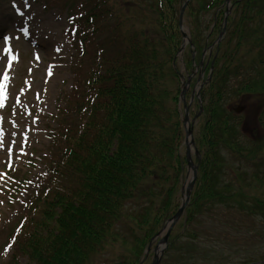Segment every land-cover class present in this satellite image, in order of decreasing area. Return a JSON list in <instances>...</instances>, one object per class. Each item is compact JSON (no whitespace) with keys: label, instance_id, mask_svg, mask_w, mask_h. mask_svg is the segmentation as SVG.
Returning <instances> with one entry per match:
<instances>
[{"label":"trees","instance_id":"trees-1","mask_svg":"<svg viewBox=\"0 0 264 264\" xmlns=\"http://www.w3.org/2000/svg\"><path fill=\"white\" fill-rule=\"evenodd\" d=\"M137 1H62L80 40L94 33L95 45L61 109L25 228L10 236L14 254L29 264H151L146 249L180 205L187 167L174 64L184 0ZM224 1L189 2L198 49L208 21L216 35L223 29ZM231 1L226 33L208 63L214 70L202 90L199 178L181 226L220 208L249 222L251 233L264 228V0ZM209 13L218 16L208 20ZM224 227L223 242L213 244L199 239L206 233L198 227L182 235L172 229L161 264H264L263 246L250 251L248 239H231Z\"/></svg>","mask_w":264,"mask_h":264},{"label":"rangeland","instance_id":"rangeland-1","mask_svg":"<svg viewBox=\"0 0 264 264\" xmlns=\"http://www.w3.org/2000/svg\"><path fill=\"white\" fill-rule=\"evenodd\" d=\"M16 8H20L23 15L16 14ZM67 19L65 11L57 7L48 8L39 0H0V74L8 59L13 58L12 66L8 71L9 80L5 82L8 96L4 100V107L0 109V128L5 134L6 144L10 133L16 132L17 135L12 139L21 146L20 148L13 146L14 155L7 162H0V172L6 173L5 176L0 177V264H10L11 257H14L13 261H18L19 264H29L26 258L14 254L15 245H12L8 251H5V246L9 245L8 237L15 230V226L22 223L20 222L22 212L20 202L24 199L26 191L24 185L36 174L42 172L44 163H46L45 153L51 143L50 133L58 126L56 118L59 107L64 106L63 101L72 89L73 74L70 71V60L75 50L67 40L66 30L69 26ZM22 26L27 28V32L31 34V39L36 42L37 47L26 42L21 36L19 28ZM4 34L11 37L7 45L2 40ZM8 46H11V51L5 52L4 49ZM88 47L91 48L89 45ZM37 55L38 60L35 59ZM187 65L190 66V63ZM191 68L183 69L182 72L185 77L191 75L194 78V84L200 79L199 74L202 72L191 71ZM203 71L201 81L197 85L205 80L208 67H204ZM49 72H51L50 76ZM193 84L191 86L194 88ZM13 93L15 100L12 99ZM193 94V90L189 88L185 95L186 99L189 101L194 96ZM237 98L234 97L230 102L240 103V98ZM205 103L206 100H204ZM191 106L190 117L193 118L198 111L196 97ZM180 107L183 109L182 103ZM203 121L204 117L200 115L194 122L195 138H198L197 135L201 133ZM14 123L15 127H13ZM21 128L24 130L23 133L20 132ZM196 146L200 149V144ZM5 154L6 149L0 150V157ZM186 176H188L187 171L185 178ZM229 213L222 212L220 208L214 209L210 215L205 214L195 223L185 224L183 227L181 225L184 223V214L173 229L176 230V234L182 235L190 228L198 227L206 233L205 237L203 235L199 238L203 242L210 240L212 244L213 242L222 243L220 236L225 230L226 222L232 230L231 239L242 236L248 239L246 248L250 251L255 252L259 245L264 249V228L254 229L248 233L249 222H236L237 219L233 218L237 214L231 210ZM256 231L262 234L253 236L252 233ZM255 243L258 244L255 245ZM238 249L239 247H234V251ZM240 258L242 257H235L233 262L238 263Z\"/></svg>","mask_w":264,"mask_h":264},{"label":"water","instance_id":"water-1","mask_svg":"<svg viewBox=\"0 0 264 264\" xmlns=\"http://www.w3.org/2000/svg\"><path fill=\"white\" fill-rule=\"evenodd\" d=\"M188 81H190V78L188 79ZM182 94H185V90L182 92ZM189 122V114H188V109L186 111V115H185V125L187 128V135L186 137V144H187V156L188 157V165L189 167L192 169V173L191 176L189 177V182L186 186V190L185 193L183 195V199H182V204L180 206V208H178V211L175 213V215L169 219V221L167 222V224L163 227V229H161L160 235L163 234L164 232L165 235L161 238L160 242L158 243L155 251V256H154V260L152 264H160V259L161 256L163 254V250L167 245V241H168V237L170 234V229L173 228V226L176 224V222L179 220V218L181 217V215L184 212V208H186L189 200H190V195H191V191H192V187L194 186V183L196 181L197 178V167L194 165L191 156V144L193 143V137H192V132H193V128L191 125L188 124Z\"/></svg>","mask_w":264,"mask_h":264},{"label":"snow or ice","instance_id":"snow-or-ice-1","mask_svg":"<svg viewBox=\"0 0 264 264\" xmlns=\"http://www.w3.org/2000/svg\"><path fill=\"white\" fill-rule=\"evenodd\" d=\"M73 18H70V21ZM74 31V29H73ZM2 40L4 42L5 45H7L8 41L11 40L10 36H4L2 37ZM5 52H10L11 51V46L6 47ZM35 59H39L38 55L35 57ZM11 62H9V64L7 65V67L4 68L2 74H0V109H2L4 107V100L7 99L8 93L6 92V83L9 80V75H8V71L11 68ZM48 75H51V72L48 73ZM39 98V96L37 95V99ZM12 99L15 100V94H12ZM35 122V121H33ZM15 123L13 124V127H15ZM23 128L20 129V132L23 133ZM4 132L3 129L0 128V150L6 149V154L3 157H0V162H7L13 155H14V151H13V146L20 148V144L17 143L15 140L12 139V137H15L17 135L16 132H12L9 135V141L6 144L4 141ZM22 150V149H21ZM6 173L4 172H0V177L5 176ZM11 245H6L5 246V251H8L10 249Z\"/></svg>","mask_w":264,"mask_h":264}]
</instances>
